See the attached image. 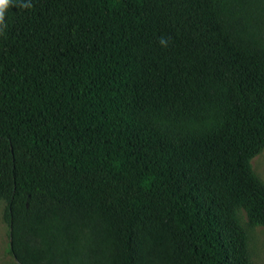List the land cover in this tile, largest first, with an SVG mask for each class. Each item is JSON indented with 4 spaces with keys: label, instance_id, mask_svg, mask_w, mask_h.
<instances>
[{
    "label": "trees",
    "instance_id": "16d2710c",
    "mask_svg": "<svg viewBox=\"0 0 264 264\" xmlns=\"http://www.w3.org/2000/svg\"><path fill=\"white\" fill-rule=\"evenodd\" d=\"M5 25L0 201L18 264H251L264 0H12Z\"/></svg>",
    "mask_w": 264,
    "mask_h": 264
},
{
    "label": "rangeland",
    "instance_id": "374dc122",
    "mask_svg": "<svg viewBox=\"0 0 264 264\" xmlns=\"http://www.w3.org/2000/svg\"><path fill=\"white\" fill-rule=\"evenodd\" d=\"M251 164L254 173L264 183V149L253 158ZM5 207L6 203L0 201V264H18L10 253L9 228L4 220ZM240 214L242 223L249 232L251 264H264V226L249 227L245 213L241 211Z\"/></svg>",
    "mask_w": 264,
    "mask_h": 264
},
{
    "label": "clouds",
    "instance_id": "9594fccd",
    "mask_svg": "<svg viewBox=\"0 0 264 264\" xmlns=\"http://www.w3.org/2000/svg\"><path fill=\"white\" fill-rule=\"evenodd\" d=\"M12 4V0H0V29H2L3 27H5V16L6 13L8 12L10 6ZM24 7H31V3L30 2H26L24 4ZM161 44H164L165 41L163 39H161Z\"/></svg>",
    "mask_w": 264,
    "mask_h": 264
}]
</instances>
